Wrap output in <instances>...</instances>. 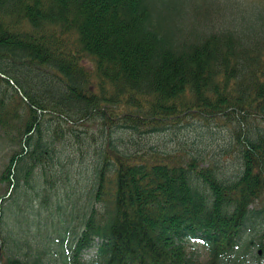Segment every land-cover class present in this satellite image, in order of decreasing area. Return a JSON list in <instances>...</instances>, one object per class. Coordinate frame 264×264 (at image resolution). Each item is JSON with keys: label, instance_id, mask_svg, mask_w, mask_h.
Listing matches in <instances>:
<instances>
[{"label": "trees", "instance_id": "trees-1", "mask_svg": "<svg viewBox=\"0 0 264 264\" xmlns=\"http://www.w3.org/2000/svg\"><path fill=\"white\" fill-rule=\"evenodd\" d=\"M243 13L240 0H0V264H264V14ZM78 161L62 208L55 177ZM17 194L18 241L3 224ZM35 196L63 209L50 238Z\"/></svg>", "mask_w": 264, "mask_h": 264}, {"label": "rangeland", "instance_id": "rangeland-1", "mask_svg": "<svg viewBox=\"0 0 264 264\" xmlns=\"http://www.w3.org/2000/svg\"><path fill=\"white\" fill-rule=\"evenodd\" d=\"M244 6V13L243 17L247 18L250 22L254 23L255 16H259V14H264V0H240ZM254 11V12H253ZM255 15V16H254ZM207 143L210 144V147L217 148L223 146L225 143L224 138L226 136L220 131H214L213 134H208L205 135ZM11 149V144L9 141H3L0 139V171L3 168L6 160L8 159L9 152ZM227 153H224V156H226ZM224 160H227V163L229 166L232 165V161L229 158V156L223 157ZM64 164V162H62ZM68 166V160L65 161V165ZM67 169L66 167H64ZM85 164L80 163L79 161L75 163L74 169H75V178L72 177V179L69 181L65 180V178L59 179L57 176L55 177V184H56V190L52 192L53 196H57L59 199L62 200V208L63 206H66L68 203L69 199L73 197V200L76 198L75 197V187L79 189V186L82 182V179L84 178V174H86V170H84ZM65 180V182H64ZM4 193V190L0 188V196ZM22 197L23 201H22ZM36 201L33 202L34 204V211L36 214V217L33 218L34 221L32 225H36L37 228L42 225L43 229H40V234L41 233H49L57 228H54V224H52L53 219L57 220L58 214L63 212V209L56 208L55 206H52V204L48 203L47 205H41L40 200L38 196H35ZM81 197H77L76 201L80 199ZM26 197L23 194H17L15 196V202H17V205L15 202H11L10 204L7 205L4 213V220L3 224L5 226V229L13 233L17 237V241L19 239L20 234L23 232L24 228L28 224V215L26 216L22 215L23 218H26L27 224H24V221L21 218V214H23V210L21 211L20 208L24 206L25 204ZM81 203V200L79 203H74V205L77 207ZM56 208V209H55ZM30 208H28L29 210ZM21 211V214H20ZM26 212V211H25ZM30 212L32 213V209H30ZM22 221V222H21ZM259 223V222H258ZM260 224V223H259ZM249 235V232L247 231L244 234V238ZM49 237V235L47 234ZM14 237V236H13ZM50 238V237H49ZM33 240V239H32ZM189 244L191 246H194L195 249H199L200 251L203 249L201 247V244H197L195 240H190ZM262 255V253H261ZM263 259V258H261Z\"/></svg>", "mask_w": 264, "mask_h": 264}, {"label": "bare ground", "instance_id": "bare-ground-1", "mask_svg": "<svg viewBox=\"0 0 264 264\" xmlns=\"http://www.w3.org/2000/svg\"><path fill=\"white\" fill-rule=\"evenodd\" d=\"M191 240H193V239H191Z\"/></svg>", "mask_w": 264, "mask_h": 264}]
</instances>
